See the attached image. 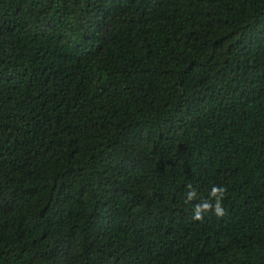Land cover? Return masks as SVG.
<instances>
[{
	"label": "trees",
	"instance_id": "obj_1",
	"mask_svg": "<svg viewBox=\"0 0 264 264\" xmlns=\"http://www.w3.org/2000/svg\"><path fill=\"white\" fill-rule=\"evenodd\" d=\"M0 264H264V0H0Z\"/></svg>",
	"mask_w": 264,
	"mask_h": 264
},
{
	"label": "clouds",
	"instance_id": "obj_2",
	"mask_svg": "<svg viewBox=\"0 0 264 264\" xmlns=\"http://www.w3.org/2000/svg\"><path fill=\"white\" fill-rule=\"evenodd\" d=\"M224 191L223 188H217V187H213L212 191H211V195L212 196H216L218 193L222 194ZM195 195V192H191L188 195V199L191 200L193 198V196ZM211 208V205L207 202L201 204V205H197L195 208V214L193 216V219L195 220H200L202 219V213L208 209ZM215 212L217 215H222V209L220 207L219 201H217L216 206H215Z\"/></svg>",
	"mask_w": 264,
	"mask_h": 264
}]
</instances>
